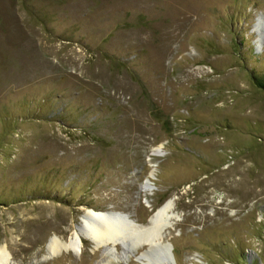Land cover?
Here are the masks:
<instances>
[{
	"label": "rangeland",
	"instance_id": "1",
	"mask_svg": "<svg viewBox=\"0 0 264 264\" xmlns=\"http://www.w3.org/2000/svg\"><path fill=\"white\" fill-rule=\"evenodd\" d=\"M257 78L264 0H0V246L11 263L264 264ZM168 200L170 262L126 239L47 249L74 238L87 210L147 227Z\"/></svg>",
	"mask_w": 264,
	"mask_h": 264
},
{
	"label": "bare ground",
	"instance_id": "2",
	"mask_svg": "<svg viewBox=\"0 0 264 264\" xmlns=\"http://www.w3.org/2000/svg\"><path fill=\"white\" fill-rule=\"evenodd\" d=\"M161 150V148H160ZM161 156V152L157 154ZM145 190L149 186L145 185ZM172 202L168 200L153 216L150 218V225L147 227L137 226L132 222L130 226L123 225L120 221L124 219L122 214H115L113 212H100L87 210L85 216L81 221L80 229H77L69 242H63L59 239H51L47 243V249L51 255L61 254L63 251L75 252L79 248L78 240L84 237L90 240L95 247L103 248L107 244L114 243L117 240H130L132 246L139 248L147 246L148 252L143 254V257L148 259L149 255L156 254L158 250V260L172 261V247H167L160 241L161 233L174 225L175 216H171ZM127 216V215H126ZM174 217V218H173ZM126 221L129 219L125 217ZM126 227V228H125ZM80 241V240H79ZM168 245V244H167ZM156 248V249H155ZM169 249V251H168ZM6 246H0V264H12L11 258L6 251ZM170 252V255L168 252ZM78 252V251H77ZM162 253V254H161ZM150 257V256H149ZM156 257V256H154ZM157 263V262H156Z\"/></svg>",
	"mask_w": 264,
	"mask_h": 264
},
{
	"label": "trees",
	"instance_id": "3",
	"mask_svg": "<svg viewBox=\"0 0 264 264\" xmlns=\"http://www.w3.org/2000/svg\"><path fill=\"white\" fill-rule=\"evenodd\" d=\"M257 86L264 89V79H255Z\"/></svg>",
	"mask_w": 264,
	"mask_h": 264
},
{
	"label": "water",
	"instance_id": "4",
	"mask_svg": "<svg viewBox=\"0 0 264 264\" xmlns=\"http://www.w3.org/2000/svg\"><path fill=\"white\" fill-rule=\"evenodd\" d=\"M124 217H126V218L128 219V216H126V215H125ZM167 247H171V245H169V244H168V246H167Z\"/></svg>",
	"mask_w": 264,
	"mask_h": 264
}]
</instances>
